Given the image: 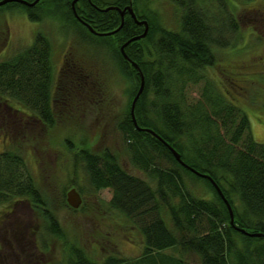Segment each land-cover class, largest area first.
Masks as SVG:
<instances>
[{
  "label": "trees",
  "instance_id": "1",
  "mask_svg": "<svg viewBox=\"0 0 264 264\" xmlns=\"http://www.w3.org/2000/svg\"><path fill=\"white\" fill-rule=\"evenodd\" d=\"M44 1L39 0L32 7L17 2L0 7L24 8L30 20L39 21L45 14L39 11L46 4ZM71 1L51 0L52 4L47 6H52L46 10L66 11L72 20L69 24L84 29L80 31L86 36L79 33L82 39L113 50L132 84L130 99L139 89L140 75L123 58L120 46L141 34L144 26L136 24L126 12L117 32L99 35L103 38L96 41L93 36L98 35L91 33L79 19L98 32L111 31L120 24L119 12H104L97 7L123 8L131 3L137 19L147 21L146 36L124 48L144 77V88L134 108L135 119L139 127L152 129L173 147L185 165L155 136L136 129L130 106L116 121L117 131L126 141L121 151L147 179L130 173L120 164L119 149L103 146L95 150L85 145L75 153L74 163L81 166L86 185L81 186L85 197L102 189L110 190L111 197L104 203L110 219L113 220L112 214L121 215L138 231L141 249L135 258L107 253L105 247H101L104 255L92 258L79 242L65 241L46 193L27 171L23 156L10 148L0 152V206L17 199L29 201L42 224L38 230L41 252L49 250L45 241L50 236L64 241L57 263L45 264H187L191 255L198 264H264V235L250 237L231 226L227 206L213 184L190 169L215 181L231 206L235 225L248 232L264 233V142L254 140L245 112L228 100L225 90L208 75L209 69L216 70L218 65L213 60L214 48L229 47L233 43L231 38L239 32L238 19L228 1L166 0L180 13L178 29L164 27L158 14L147 12V1L151 0H78L74 8L79 19L73 14ZM138 1L145 4L141 12ZM68 53L74 55L70 50ZM66 58L57 80L51 42L37 33L30 45L0 60V108L19 112L25 117H20L22 120L38 121L46 130L56 126L57 115L61 113L73 122L76 109L84 103L95 105V95L101 96L102 87L91 65L86 66L75 57ZM200 82V99L189 102L187 89ZM67 91L75 94L67 95ZM10 101L28 109L30 115L12 107ZM59 106L62 112L56 111ZM68 108L76 109L68 113ZM3 134L10 136L5 131ZM25 138L31 140L28 143L36 139ZM39 146L43 151L40 143ZM73 148L69 145L68 151ZM198 186L204 189L201 193L211 191V198L197 193ZM69 207L88 211L89 205L81 202L76 209ZM91 216L94 219L95 214ZM95 233L101 236L99 229ZM93 236L98 241V236ZM0 264H30V261L22 256L17 261L4 260Z\"/></svg>",
  "mask_w": 264,
  "mask_h": 264
},
{
  "label": "rangeland",
  "instance_id": "2",
  "mask_svg": "<svg viewBox=\"0 0 264 264\" xmlns=\"http://www.w3.org/2000/svg\"><path fill=\"white\" fill-rule=\"evenodd\" d=\"M50 1H44L46 4L39 8L40 12L45 13L39 21L30 20L24 8L0 7V60L30 45L35 35L41 33L51 42L55 79L58 80L66 57L68 59L75 57L86 66L91 65L97 72L102 93L101 96L95 95V105L84 103L80 109L74 108L77 114L73 122L66 120L68 116L58 114L56 126L48 130L38 121L22 120L20 117L24 116L17 111L10 112L12 109L9 111L0 108V121L5 115L0 122V152L10 148L23 156L27 171L34 177L40 190L46 193L49 208L64 231L65 241L79 242L92 258L104 255L101 247H105L107 253L110 251L126 259L135 258L141 249L138 231L121 215L112 214L113 220L110 219L104 205L111 197L110 190L102 189L88 198L85 197L81 191V186H86L82 169L79 164L74 163L75 153L82 146L88 145L95 150L109 146L113 150L119 149L118 158L124 168L147 179L144 173L130 164L128 155L121 151L122 147L126 146V141L120 130L117 131L119 128L116 121L123 117L132 102V98L128 96L129 90L133 89L132 84L122 72L113 50L107 45H98L94 41L82 39L79 33L86 36L81 32L84 29L69 24L72 20L66 11L56 12L55 9H51V13L49 11L48 13L46 9L52 6H47V3L52 4ZM227 1L238 19L239 32L234 34L233 39L231 38L233 43L229 47L214 48L213 60L218 65L216 70L209 69L208 75L225 90L224 96L245 112L254 140L264 142V0ZM147 5L149 8L147 12L149 10L155 15L158 14L159 21L164 27L178 29L180 13L175 11L168 1L151 0L150 3L147 1ZM144 6V2L138 1L137 7L140 12L145 9ZM93 37L96 41L103 38L99 35ZM69 50L74 52V55H69ZM201 83L191 85L187 89L189 102L193 103L200 99ZM66 94L71 96L75 93L67 91ZM9 103L15 109L30 115L28 109L16 102ZM74 109L68 108L67 111L73 113ZM56 111L62 112V108L59 106ZM22 130L27 132L23 133ZM4 131L10 134L9 138L3 134ZM26 136L36 138L33 140L34 143H28L31 140L25 138ZM69 145L74 146L71 151H68ZM73 188L81 196L82 202L91 209L72 210L67 206V193ZM202 190L197 193L203 194L206 198L213 195L207 190L201 193ZM14 201L16 204L11 213L6 212L9 205L0 206V255L11 250L9 247L11 241L6 236L5 229L11 228V223H14L12 220H15L16 224L12 226L15 227L12 244L17 245L18 250L20 246L28 250L27 259L30 264H45L46 261L57 263L64 241L55 235L50 236L45 241L49 250L47 253L41 252L38 230L42 228V224H39L37 214L31 210L28 200ZM94 214L93 219L91 215ZM97 229L101 236L95 233ZM93 235L98 236V241L94 240L96 238ZM187 260V264H198L193 255Z\"/></svg>",
  "mask_w": 264,
  "mask_h": 264
},
{
  "label": "water",
  "instance_id": "3",
  "mask_svg": "<svg viewBox=\"0 0 264 264\" xmlns=\"http://www.w3.org/2000/svg\"><path fill=\"white\" fill-rule=\"evenodd\" d=\"M38 1L39 0H33V1H28V0H0V6L6 4L8 2H17V3L24 4L26 6L32 7ZM77 1L78 0H72L71 1L72 11H73V14H74V16L76 18H78V16L76 14L74 5H75V3ZM97 9L100 10V11H104V12H106L108 10H116L120 14L121 21H120L119 26L116 29H114V30L107 31V32H98L94 28H92L91 25L87 24L86 22H84L83 20H81V19L78 18L79 21H81L87 27V29L91 33H93L95 35H111V34L117 32L122 27V25H123L124 16H125V13L126 12L129 13V15L132 17V19L135 21L136 24H140V25H143L144 26V30H143V32L141 34H139L137 36H134V37L128 39L127 41H125L120 46V52H121L123 58L126 59L127 61H129L134 67H136V69H138V72H139V75H140V85H139V89H138L137 93L135 94V96L133 97L132 102H131V105H130V115H131V119H132L133 124L135 125L136 129L145 130V131L149 132L150 134H152L153 136H155L157 139H159L161 142H163L169 148V150L172 152V154L174 155V157L176 158V160H178L180 163H182L183 165H185L182 162L179 153L173 147H171L165 140H163V138L161 136H159L152 129L139 127L137 125V122H136V119H135L134 108H135V105H136V101L139 98V96L141 95V93L143 91V88H144V77H143V74L141 72V69L138 67V65L126 55V53L124 51V48H125V46L128 43H130L132 41H136V40L141 39V38H144L146 36L147 31H148V23H147V21L144 20V19H141V20L137 19L131 3L128 4L127 6L123 7V8H120V7H117V6H107V7H104V8H98L97 7ZM190 169L192 171H194L196 174H198V175H200L202 177L207 178L213 184V186L215 187L217 193L221 196V198L223 199V201L225 202V204L227 206V209H228V212H229L230 225L231 226H233L239 232H241V233H243L245 235H248L250 237H260V236L264 235L263 232H248L246 229L241 228V227L235 225L234 224V215H233L231 206H230L229 202L227 201V199L224 197V195H223L221 189L219 188V186L215 183V181L209 175H207V174L199 173L198 171H196L193 168H190ZM66 202H67V204L69 206H71L72 208H75L76 209V208H78L81 205L82 199H81V196L79 195V193L73 188L70 191H68Z\"/></svg>",
  "mask_w": 264,
  "mask_h": 264
},
{
  "label": "flooded vegetation",
  "instance_id": "4",
  "mask_svg": "<svg viewBox=\"0 0 264 264\" xmlns=\"http://www.w3.org/2000/svg\"><path fill=\"white\" fill-rule=\"evenodd\" d=\"M14 204H16V201H13L12 203L10 202V204L8 206L9 209H7L6 212H10L11 213L13 211V209H14ZM1 218H3V217H1ZM12 222H14V223H11L12 224L11 228L5 229L6 236H8V239L11 241L9 243V247H10L11 250L7 251L3 255H0V261H4V260L9 261L10 260V261L13 262V261L19 260L22 256H25L26 258L28 256V250L26 248H23L22 246H20L19 250H18L17 245L12 244V239H13L12 237H13L14 228H15V227H12V226H14L16 224V221L12 220ZM24 227H26V226H24Z\"/></svg>",
  "mask_w": 264,
  "mask_h": 264
}]
</instances>
